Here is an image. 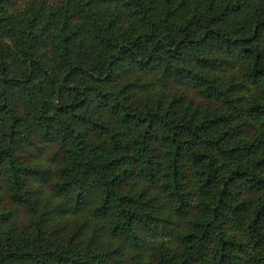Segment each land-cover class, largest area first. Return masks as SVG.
I'll return each mask as SVG.
<instances>
[{
  "label": "trees",
  "instance_id": "1",
  "mask_svg": "<svg viewBox=\"0 0 264 264\" xmlns=\"http://www.w3.org/2000/svg\"><path fill=\"white\" fill-rule=\"evenodd\" d=\"M0 264H264V0H0Z\"/></svg>",
  "mask_w": 264,
  "mask_h": 264
},
{
  "label": "rangeland",
  "instance_id": "2",
  "mask_svg": "<svg viewBox=\"0 0 264 264\" xmlns=\"http://www.w3.org/2000/svg\"><path fill=\"white\" fill-rule=\"evenodd\" d=\"M194 100H196V99H194ZM236 237H237V239H240V240H241V238H240V236H239V235H237Z\"/></svg>",
  "mask_w": 264,
  "mask_h": 264
}]
</instances>
